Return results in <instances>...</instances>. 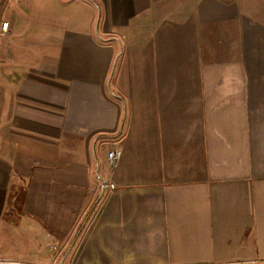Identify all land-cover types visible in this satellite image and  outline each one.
Returning <instances> with one entry per match:
<instances>
[{
  "label": "crops",
  "instance_id": "1",
  "mask_svg": "<svg viewBox=\"0 0 264 264\" xmlns=\"http://www.w3.org/2000/svg\"><path fill=\"white\" fill-rule=\"evenodd\" d=\"M0 20V264H264V0Z\"/></svg>",
  "mask_w": 264,
  "mask_h": 264
},
{
  "label": "built area",
  "instance_id": "2",
  "mask_svg": "<svg viewBox=\"0 0 264 264\" xmlns=\"http://www.w3.org/2000/svg\"><path fill=\"white\" fill-rule=\"evenodd\" d=\"M9 24L6 20H0V35H5L8 32ZM121 157V150L118 148L109 149L107 152V161L111 168L116 167L119 159ZM103 189L107 188L111 190L114 188L112 182H107L102 184Z\"/></svg>",
  "mask_w": 264,
  "mask_h": 264
}]
</instances>
